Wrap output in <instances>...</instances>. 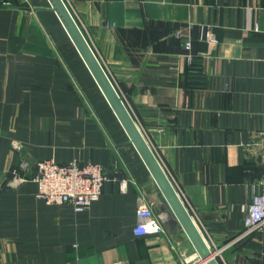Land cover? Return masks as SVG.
Returning a JSON list of instances; mask_svg holds the SVG:
<instances>
[{
  "label": "crops",
  "instance_id": "crops-1",
  "mask_svg": "<svg viewBox=\"0 0 264 264\" xmlns=\"http://www.w3.org/2000/svg\"><path fill=\"white\" fill-rule=\"evenodd\" d=\"M64 1L209 246L235 239L262 192L264 0ZM45 160L102 165L127 191L109 180L88 209L48 204ZM144 204L165 233L135 234ZM174 218L49 1L0 0V264H181L174 245L196 251ZM217 259L264 264V232Z\"/></svg>",
  "mask_w": 264,
  "mask_h": 264
},
{
  "label": "built area",
  "instance_id": "built-area-1",
  "mask_svg": "<svg viewBox=\"0 0 264 264\" xmlns=\"http://www.w3.org/2000/svg\"><path fill=\"white\" fill-rule=\"evenodd\" d=\"M191 49L192 42L188 40L185 43V50L189 64L193 62L194 58L191 55ZM258 137L263 149L260 162L263 175L258 180L262 192L255 195L252 201L244 207L243 231L222 247L214 246V249L210 247L216 258L217 254L219 255L223 249L241 244L252 235L264 232V129ZM12 146L18 151L23 149L20 142H13ZM115 173L113 177H110L106 174L104 166L94 163L81 164L78 161H72L60 165L55 161L45 160L37 163L34 180L38 183V198L48 204H70L76 211H82L88 209L92 203L100 199L104 185L109 180L120 181L121 189L127 191L129 180L121 179L117 176V172ZM15 181L19 183L24 179L16 178ZM137 217L139 223L134 230L136 235L166 232V227L153 205H141L137 209ZM174 250L181 264H205L196 253L188 254L179 245H174ZM110 264L121 263L114 262Z\"/></svg>",
  "mask_w": 264,
  "mask_h": 264
},
{
  "label": "water",
  "instance_id": "water-1",
  "mask_svg": "<svg viewBox=\"0 0 264 264\" xmlns=\"http://www.w3.org/2000/svg\"><path fill=\"white\" fill-rule=\"evenodd\" d=\"M48 1L93 75L106 100L128 134L131 143H133L144 160L175 216L176 221L181 225L188 239L192 243L196 254L205 262V264H221L215 257L207 240L194 221L165 169L146 141L139 126L128 110L124 100L118 93L106 70L102 66L68 5L64 0Z\"/></svg>",
  "mask_w": 264,
  "mask_h": 264
},
{
  "label": "trees",
  "instance_id": "trees-1",
  "mask_svg": "<svg viewBox=\"0 0 264 264\" xmlns=\"http://www.w3.org/2000/svg\"><path fill=\"white\" fill-rule=\"evenodd\" d=\"M187 53V52H186ZM202 61L198 58H193V62L188 65L187 69V77L188 83L191 86H200V82L202 79Z\"/></svg>",
  "mask_w": 264,
  "mask_h": 264
},
{
  "label": "bare ground",
  "instance_id": "bare-ground-1",
  "mask_svg": "<svg viewBox=\"0 0 264 264\" xmlns=\"http://www.w3.org/2000/svg\"><path fill=\"white\" fill-rule=\"evenodd\" d=\"M176 220V218H174Z\"/></svg>",
  "mask_w": 264,
  "mask_h": 264
}]
</instances>
